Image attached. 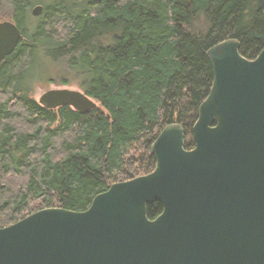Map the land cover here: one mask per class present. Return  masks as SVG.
Listing matches in <instances>:
<instances>
[{
    "label": "trees",
    "instance_id": "obj_1",
    "mask_svg": "<svg viewBox=\"0 0 264 264\" xmlns=\"http://www.w3.org/2000/svg\"><path fill=\"white\" fill-rule=\"evenodd\" d=\"M2 21L22 40L0 67V229L44 209L84 212L152 173L171 124L193 149L214 82L208 51L236 40L252 61L264 49V0H0ZM41 82L76 85L98 109H47L33 97Z\"/></svg>",
    "mask_w": 264,
    "mask_h": 264
},
{
    "label": "water",
    "instance_id": "obj_2",
    "mask_svg": "<svg viewBox=\"0 0 264 264\" xmlns=\"http://www.w3.org/2000/svg\"><path fill=\"white\" fill-rule=\"evenodd\" d=\"M21 40L16 23H0V67ZM240 49L227 40L208 51L214 82L193 149L183 126L165 127L152 173L113 184L84 212L44 209L0 229V264H264V49L252 61ZM39 104L98 109L68 88ZM154 202L163 213L150 220Z\"/></svg>",
    "mask_w": 264,
    "mask_h": 264
},
{
    "label": "rangeland",
    "instance_id": "obj_3",
    "mask_svg": "<svg viewBox=\"0 0 264 264\" xmlns=\"http://www.w3.org/2000/svg\"><path fill=\"white\" fill-rule=\"evenodd\" d=\"M2 22H3V21H2ZM46 68H48L47 71H45ZM46 68L43 69V72H44V74H43V78H46V76H47V74H48V71H49V68H50L52 71H54V70H53L54 68H52L51 65L48 64V63L46 64ZM37 69H38V68H37ZM39 70H40V69H38L37 72H39ZM53 76H54V75H53ZM53 76H52V77H53ZM63 88H68V89H71V90H80V88H78V86H76V85L61 86V85H58V84H51V83H48V82H41L40 84H37V85L35 86V91H34L33 97H34V99H35L37 102H39L41 96H42L43 94H45L46 92H48V91H50V90H52V89H63Z\"/></svg>",
    "mask_w": 264,
    "mask_h": 264
}]
</instances>
